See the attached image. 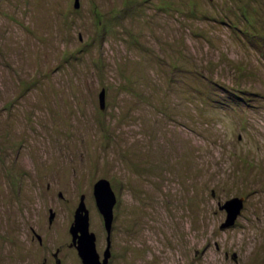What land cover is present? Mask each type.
<instances>
[{"label": "rangeland", "instance_id": "obj_1", "mask_svg": "<svg viewBox=\"0 0 264 264\" xmlns=\"http://www.w3.org/2000/svg\"><path fill=\"white\" fill-rule=\"evenodd\" d=\"M75 4L0 0V264H83L82 194L103 256L100 178L108 264H264V0Z\"/></svg>", "mask_w": 264, "mask_h": 264}, {"label": "water", "instance_id": "obj_2", "mask_svg": "<svg viewBox=\"0 0 264 264\" xmlns=\"http://www.w3.org/2000/svg\"><path fill=\"white\" fill-rule=\"evenodd\" d=\"M79 0H76L78 6ZM101 107L105 105V89L100 92ZM94 195L96 205L101 212L105 228L108 231V245L101 258L97 248V234L90 228V214L85 202V194L81 195L80 203L76 208L74 222L70 228L72 234L73 245L83 264H108L110 257V233L114 219V205L117 201V195L108 178H100L94 184ZM244 206V196H234L222 203H219L220 208L227 209L226 220L221 224V227L232 225ZM53 217V214H51Z\"/></svg>", "mask_w": 264, "mask_h": 264}, {"label": "flooded vegetation", "instance_id": "obj_3", "mask_svg": "<svg viewBox=\"0 0 264 264\" xmlns=\"http://www.w3.org/2000/svg\"><path fill=\"white\" fill-rule=\"evenodd\" d=\"M115 204H116V203H115ZM114 206H115V205H114ZM100 213H101V212H100ZM74 215H75V214H74ZM101 215H102V214H101ZM52 218H53V217H50V220H52ZM115 219H116V214H114L113 225H112V229H111V233H110V250H111V254H110V257H109V261L111 260L113 254H114L113 231H114V229H115V228H114V227H115V224H114ZM107 233H108V231H107ZM35 234H36V237H37L39 243H44L43 236H42L40 233L36 232V231H35ZM108 236H109V235H108ZM108 236L106 237L107 242H108V240H109ZM74 246H75V245H74ZM97 248H98V238H97ZM57 249H58V248H57ZM98 251H99V250H98ZM99 252H100V251H99ZM58 253H59L58 251H57V254L53 253V255H54V259L56 260V263H57V264H61V259H62V257H60ZM50 254H51V253H50ZM78 255H79V254H78ZM100 255H101V258H103L101 252H100ZM46 260H47V259H46ZM48 260H49V258H48ZM50 260H51V259H50ZM109 261H108V262H109Z\"/></svg>", "mask_w": 264, "mask_h": 264}]
</instances>
